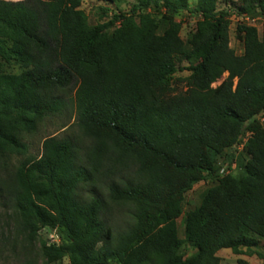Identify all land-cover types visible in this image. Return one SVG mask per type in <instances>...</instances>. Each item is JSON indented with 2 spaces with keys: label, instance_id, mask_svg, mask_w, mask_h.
<instances>
[{
  "label": "trees",
  "instance_id": "obj_1",
  "mask_svg": "<svg viewBox=\"0 0 264 264\" xmlns=\"http://www.w3.org/2000/svg\"><path fill=\"white\" fill-rule=\"evenodd\" d=\"M83 1L46 10L44 0H0V164L27 153L25 137L61 114L72 90L74 127L90 141L81 151L70 137H49L0 180L20 232L30 241L55 233L58 244L40 242L46 264H221L224 250L262 260L264 0L230 11L218 0H133L112 17L98 8L96 25ZM181 12L198 17L186 42ZM232 14L262 20L260 33L238 24L239 56L229 47ZM184 71L178 92L172 80ZM233 164L238 175H221ZM201 182L211 186L184 213ZM110 205L128 208L125 230L110 224Z\"/></svg>",
  "mask_w": 264,
  "mask_h": 264
},
{
  "label": "rangeland",
  "instance_id": "obj_2",
  "mask_svg": "<svg viewBox=\"0 0 264 264\" xmlns=\"http://www.w3.org/2000/svg\"><path fill=\"white\" fill-rule=\"evenodd\" d=\"M8 1H20V0H8ZM41 1V0H40ZM238 0H218L217 10H231V7L237 5ZM196 0H190L189 4L192 7L195 6ZM43 3V2H42ZM133 0H123L121 4L116 7L103 5V3L97 0H84L80 9L87 15L89 24L96 25L102 22L99 18L98 8L107 7L110 9L108 17H112V14H117L119 11H128L133 4ZM44 9L51 10L54 7L53 0H44ZM198 20L196 15L187 14L181 12L175 16V21L181 24L180 37L183 41H187L190 35L193 33L195 24ZM104 21H107L104 18ZM238 24H245L254 26L259 33L262 29V20L260 18L250 19L247 17H239L236 14H232L230 17L229 26V47L234 50L236 55H241L243 52L242 44L236 39V28ZM185 65V64H182ZM190 75L189 72H179L172 80V87L180 92L185 90L186 80ZM226 76V75H225ZM74 90L68 92L65 96L67 101V108L58 115L48 117L43 123H41L36 132L25 137V144L27 146V153L24 156H12L7 157L2 164H0V180L7 182L9 175L13 173L19 162L23 161L26 157H38L42 152V143L49 137H70L74 140L77 146L82 150L90 145V141L85 139L74 127L76 118L75 106H74ZM264 127V122H262ZM240 152L241 150L238 149ZM239 154L237 155V159ZM5 164V165H3ZM235 175L240 173V169L235 170ZM209 183L201 182L193 187V189L187 194L184 205V213H188L196 209L199 204L202 195L210 187ZM111 209V222L114 230L123 231L127 228V222L129 221V210L125 206H112ZM182 218L177 220V227L179 236L183 238V228L181 223ZM46 242L47 244H58L59 240L55 233L49 230L43 229L38 233V238L34 241L28 240L25 234L21 233L17 227V219L14 214L10 196L3 193L0 197V264H46L45 259L41 255L40 242ZM260 252L264 253V243L260 244ZM193 250L186 246L183 250L185 258L193 254ZM264 255V254H263ZM221 259V264H264V258L261 260L256 256L246 255H234L229 250H224L218 253ZM61 264H69L67 259H64Z\"/></svg>",
  "mask_w": 264,
  "mask_h": 264
},
{
  "label": "built area",
  "instance_id": "obj_3",
  "mask_svg": "<svg viewBox=\"0 0 264 264\" xmlns=\"http://www.w3.org/2000/svg\"><path fill=\"white\" fill-rule=\"evenodd\" d=\"M259 120H260L261 123L264 122V116L261 115V116L259 117ZM242 148H243L242 145L238 147L239 150H242ZM235 169H236V165H235V164H233L232 166L225 165V166L221 169V172H220V173H221V175L231 174L232 171H234Z\"/></svg>",
  "mask_w": 264,
  "mask_h": 264
}]
</instances>
